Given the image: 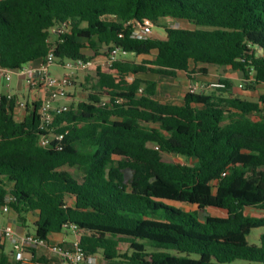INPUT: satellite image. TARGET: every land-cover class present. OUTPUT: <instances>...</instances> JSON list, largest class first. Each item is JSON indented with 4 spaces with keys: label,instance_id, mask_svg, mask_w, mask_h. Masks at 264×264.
I'll return each instance as SVG.
<instances>
[{
    "label": "trees",
    "instance_id": "1",
    "mask_svg": "<svg viewBox=\"0 0 264 264\" xmlns=\"http://www.w3.org/2000/svg\"><path fill=\"white\" fill-rule=\"evenodd\" d=\"M167 19L188 26L133 36ZM116 49L134 59L94 68L82 85L87 99L56 120L60 148L39 145L40 101L20 120L4 98L0 210L8 206L26 229L32 219L28 234L46 242L76 225L101 264H264V232L249 240L264 217L246 214L264 210V96L243 99L220 78L225 87L168 104L158 81L141 76L194 79L216 65L240 72L251 89L264 85V0H0L2 67L21 69L51 51L59 64L95 61ZM36 252L25 249L48 263ZM0 264L24 263L0 244Z\"/></svg>",
    "mask_w": 264,
    "mask_h": 264
},
{
    "label": "built area",
    "instance_id": "2",
    "mask_svg": "<svg viewBox=\"0 0 264 264\" xmlns=\"http://www.w3.org/2000/svg\"><path fill=\"white\" fill-rule=\"evenodd\" d=\"M66 23L53 29L54 34L64 33ZM154 34V24L146 22L139 29L134 31V37L138 39H146L150 35ZM127 56V52L121 49H116L110 52L106 57H101L95 61L79 60H67L63 64H59L55 58L54 52L51 51L46 58L41 60L40 65L33 66L27 65L21 69H8L0 65V71L6 76L7 81H11V75L17 73L20 77H24L26 83L31 89L42 91L43 96L40 98L35 97L33 101H40L39 107V121L41 135L39 137V145L43 148H60L61 142L64 140V134L58 131L56 120L59 116L70 111V89L75 84V79L78 72L91 70L97 65H101L104 68H111L114 63L119 60V56ZM53 66H61L68 70L63 75H54L51 71ZM208 88H223L225 85L221 82H214L208 85ZM207 87L205 85H193L190 87V92L199 93L203 92ZM6 98L7 103L11 104L15 102L14 112L25 111L28 107L29 101L16 98L13 93H7L0 95V107L4 103ZM109 103L108 100H104L103 104ZM156 149H159L156 147ZM226 173H223L225 176ZM3 211L9 212L8 206L3 208ZM65 233H71L75 235V239L68 244L67 247L61 244H50L44 240L38 239L31 234H19L13 227L8 224L5 226L0 225V239L10 241L14 246V256L16 260L21 261L24 264H39L32 261L31 256L25 254V249L30 247L35 248H47L50 253L59 256L64 264H85L88 261L90 264H98L99 258L96 256H87L84 249L80 244V237L78 234V228L76 225H71L65 228ZM67 245V244H64Z\"/></svg>",
    "mask_w": 264,
    "mask_h": 264
},
{
    "label": "rangeland",
    "instance_id": "3",
    "mask_svg": "<svg viewBox=\"0 0 264 264\" xmlns=\"http://www.w3.org/2000/svg\"><path fill=\"white\" fill-rule=\"evenodd\" d=\"M178 26H188L185 22L181 21H174L173 19H167V20H162L159 24H156L154 26V34H164V31L161 27H178ZM55 37H51V40H54ZM119 59H134L132 56H123L120 55ZM141 58H138L137 61H140ZM213 71L214 76H216L215 81H208L207 83H204L205 86L207 87L204 91L207 93H211L215 91L216 89L213 88H208L211 83L218 82L220 78H224L229 80L232 83V88L236 89H241L242 91L245 92V94H240L239 97L241 96L243 99L250 100L252 99L251 93L253 90H256L258 85L255 86V88L251 89L248 87L247 81L243 78L242 74L240 72H236L232 70L230 67H220V66H213ZM51 71L54 75H63L68 72V70L64 67L61 66H53L51 68ZM79 74L76 76L75 79V85L79 91V96L75 100V103L85 101L88 97V91L85 90L83 84H86V79L87 77H90L92 80L95 78V72L92 70H87L83 72H78ZM185 73H181V76L184 77ZM11 81L6 80V76L2 74L0 71V92L5 91L6 87L10 86L14 90H16L19 86L23 87V93L27 96L29 94V90L31 89L30 86L26 83L24 77H20L17 73H13L11 75ZM143 78H154L158 80L160 86L159 90L157 92V98L164 102V103H181L182 100V95H183V90H182V83H181V77L180 78H170V77H165V76H159V75H154V74H143L141 75ZM227 76L233 77L228 79ZM93 82V81H92ZM90 88V86H88ZM190 90V89H189ZM25 100V99H24ZM257 100H260V97L257 98ZM264 102L262 103V105ZM169 157L179 163L182 164H193V160L190 159H185L180 156L176 155H169ZM173 205L181 208L187 207L186 204L182 203H172ZM212 214L215 215H224V212L218 211L216 209H210L209 210ZM29 228L28 230L33 232V226H32V220L28 221ZM261 232H264V229H259V230H253L249 240L253 244H258V237ZM67 238L70 241H73L75 239L74 235L69 233L67 234ZM5 240V239H4ZM5 249L7 252L10 251V243L6 242L5 244ZM50 261H48L49 263ZM102 263V259L99 257V263ZM85 264H90L88 261L85 262ZM232 264H261V263H252V262H247L243 260H237L233 262Z\"/></svg>",
    "mask_w": 264,
    "mask_h": 264
},
{
    "label": "crops",
    "instance_id": "4",
    "mask_svg": "<svg viewBox=\"0 0 264 264\" xmlns=\"http://www.w3.org/2000/svg\"><path fill=\"white\" fill-rule=\"evenodd\" d=\"M40 63H41V60H38V61L32 62L29 65L38 66V65H40ZM213 66H215V65L209 66V69H210L209 76L194 75V79H191L186 74L184 75V77H182L181 73H179V76L177 78L181 77L180 81L182 83L183 95H182L181 103H177L176 105H182L183 104V98H184L185 94L189 91L191 86H193V85H205L204 83H207L210 80L215 81L216 76H214V73H216V72L213 71V69H212ZM94 68L95 67H93L91 70L94 71ZM78 74L79 73H77V75ZM227 78L230 79L233 77L227 76ZM146 79H154V78H146ZM154 80H156V79H154ZM156 81H158V80H156ZM159 86H160V84L158 82V90H159ZM7 93H13L19 99H25L29 102H32L35 97L40 98L41 96H43L42 91H37V90H33V89H30L29 94L26 96L25 93H23V87L22 86H19L16 90H14L12 87L8 86V87H6L5 91L0 92V95H5ZM233 93L237 96H239L240 94H243V93L245 94L244 91H242L241 89H236V88H233ZM250 93L252 96L251 101L257 102L258 101L257 98L264 96V85H258L257 89L253 90ZM78 96H79V91H78L76 85L74 84V86L70 89V102L71 103L75 102V100L77 99ZM171 104H175V103H171ZM261 107L264 108V104L262 105V103H261ZM15 115H16L17 119L21 120V119H23V117L25 115V111L18 112ZM210 209H213V208H210ZM218 211H221V210H218ZM221 212H224V211H221ZM246 214H248L250 216H255V217H264V210L247 209ZM225 215H226V213L224 212V215H219V216H225ZM30 220H32V219H30ZM32 222H33V220H32ZM8 224L13 225L14 229L21 235L29 233V230L23 227L20 220L17 218V216L15 214H13L11 212L5 213L3 211V209H1L0 210V225L5 226ZM67 236H68L67 233L53 235L50 237L48 242L52 245L53 244H61L62 246L67 247L68 244H70V242H71L67 238ZM74 237H75V235H74ZM6 242L10 243V251L8 253L13 254L14 250H15V246L8 240L0 239V244L4 246V249L6 248L5 247ZM64 244H67V245H64ZM5 251H6V249H5ZM36 253H37L38 257H45L47 259V261H50L49 263H46V264H64L62 259L59 256L50 253V251L47 248H43V247L37 248Z\"/></svg>",
    "mask_w": 264,
    "mask_h": 264
},
{
    "label": "water",
    "instance_id": "5",
    "mask_svg": "<svg viewBox=\"0 0 264 264\" xmlns=\"http://www.w3.org/2000/svg\"><path fill=\"white\" fill-rule=\"evenodd\" d=\"M209 213H207V215H208Z\"/></svg>",
    "mask_w": 264,
    "mask_h": 264
}]
</instances>
